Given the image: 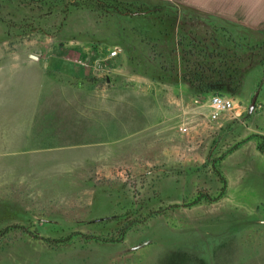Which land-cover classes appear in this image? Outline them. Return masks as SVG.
Listing matches in <instances>:
<instances>
[{
    "label": "rangeland",
    "instance_id": "1",
    "mask_svg": "<svg viewBox=\"0 0 264 264\" xmlns=\"http://www.w3.org/2000/svg\"><path fill=\"white\" fill-rule=\"evenodd\" d=\"M71 1L0 0V264H264V52L240 64V95L218 94L235 108L213 120L216 94L184 88L176 45L192 35L223 43L229 32L242 50L257 47L264 0ZM87 48L96 71L43 83L56 98L53 128L29 130L10 76L35 50L46 61L53 49ZM114 49L116 72L151 82L148 113L128 74L106 72ZM172 66L177 75L156 79ZM85 89L96 98L88 113L78 104ZM107 97L119 104L105 106ZM107 122L122 132L109 137Z\"/></svg>",
    "mask_w": 264,
    "mask_h": 264
},
{
    "label": "crops",
    "instance_id": "2",
    "mask_svg": "<svg viewBox=\"0 0 264 264\" xmlns=\"http://www.w3.org/2000/svg\"><path fill=\"white\" fill-rule=\"evenodd\" d=\"M90 50L87 48L85 51H78V50H68V49H53L50 51L48 54L49 57L46 61L39 60L40 56L39 54L42 53V50H35L34 53H28L26 56L28 58V61H30L31 65L29 67H26L25 69L15 71L11 76L13 77L16 74V77L14 78L15 82H19V87L17 86V90L19 91L20 97H18L16 100V103L19 104L20 106L22 105V111L25 114L24 116L27 117L28 120H30V126L29 130L33 129L34 126L37 128H41L42 131H39V135H49L50 132L48 131L49 129L53 128V125L50 124V121L53 120L54 117V104L56 101V98L54 95H47L48 89L44 90V84L49 81L46 85L50 84V87H53L55 84L56 79H58V75L60 74H66L67 77L69 78H77V79H85L91 75V73L95 72L94 70V51ZM121 58H114L111 59V63L109 66L112 74L118 75V76H124L127 75L128 72L122 73L120 71L116 72V68L118 65L123 64V61H119ZM82 62L85 64L83 65ZM120 62V63H117ZM86 63H88L86 65ZM26 64V63H25ZM96 69V67H95ZM47 72L49 73H46ZM47 74V75H46ZM63 75L61 80L63 81ZM128 80H132V86L134 87V94L136 93L135 96H140L141 101L140 104L141 107L140 112L143 114L148 113L147 112V101H150V98H146L145 96L147 95V92L145 91L146 89L144 87H150L151 88V82L147 79H144L138 75L135 74H128ZM13 81V80H11ZM108 82V80H106ZM14 82V81H13ZM78 84L80 86V83L78 81ZM182 84V83H181ZM30 85V87H29ZM116 85V84H115ZM149 85V86H148ZM87 86V85H86ZM89 88H94L96 86L95 83L88 82ZM142 87V88H141ZM140 89V92H136L137 89ZM184 88H187L184 86ZM90 91H84V94L79 97V102L78 104L81 105L82 109L81 111L83 112H90L89 108L90 104H95L92 100H96L94 96H89L87 95ZM35 94V95H34ZM86 94V95H85ZM62 100V97L59 98V100ZM55 100V101H54ZM118 99H115L114 97H107L104 99L105 106H115L118 105ZM115 101V102H114ZM62 103V101H61ZM72 103V102H71ZM135 103V102H133ZM104 106V107H105ZM104 107L101 111V114L104 111ZM97 110V109H96ZM94 111L97 112L98 111ZM30 115V116H29ZM25 117V118H26ZM143 119V117H142ZM40 120L38 123H32L33 121ZM35 121V122H36ZM34 124V125H33ZM112 123L107 122L104 123L103 127L106 130L109 129L111 130V134L109 137H112L114 135L120 134L121 127H113L111 125ZM112 126V127H111ZM113 128V129H112ZM36 132H32L31 134H34ZM106 136V137H107Z\"/></svg>",
    "mask_w": 264,
    "mask_h": 264
},
{
    "label": "trees",
    "instance_id": "3",
    "mask_svg": "<svg viewBox=\"0 0 264 264\" xmlns=\"http://www.w3.org/2000/svg\"><path fill=\"white\" fill-rule=\"evenodd\" d=\"M96 3L101 4L100 1L94 0ZM76 1H71L70 6H75ZM94 2V3H95ZM184 10L188 9L182 7ZM227 37L222 39L223 43L216 44V40L210 41V45L206 44V39L196 38L197 35L190 37V45L184 44L183 40H188V36L181 37L176 42L177 47L180 49V66L178 76L182 80L186 87L192 88L196 91L204 93L219 94L223 91L231 92L236 96L240 95L242 78L245 74L244 69H240V64L244 62L252 61L254 58H259L260 53L264 52V40L256 47H246L242 50L240 45L235 41V38L231 33L227 32ZM207 37V36H206ZM215 46L214 48H212ZM173 65V63H172ZM175 68V69H174ZM176 67L172 66L169 69L162 68L160 70L161 77H158V81H165L167 78H172L173 72L177 75ZM222 96V95H221ZM258 150L264 153V147L260 143ZM222 159H219V161ZM216 174L221 179L222 191L225 189V180L219 172L218 168L214 167ZM222 194V193H221ZM201 196L194 199L192 204L199 203ZM214 199H210L209 202H213ZM127 226L121 230L119 240L123 239L128 229ZM6 232V229L2 232ZM86 241H93L96 243H113L118 242L115 239H108L105 237L81 235ZM47 243H53L56 245H65L70 240V236H66L58 239H43ZM176 264V263H172Z\"/></svg>",
    "mask_w": 264,
    "mask_h": 264
},
{
    "label": "built area",
    "instance_id": "4",
    "mask_svg": "<svg viewBox=\"0 0 264 264\" xmlns=\"http://www.w3.org/2000/svg\"><path fill=\"white\" fill-rule=\"evenodd\" d=\"M117 56V51L114 49L112 51H109V58H115ZM210 118L215 120L220 115V113L225 111H231L235 108V103L233 99L227 98L221 95H213L211 96L210 100ZM179 131L183 134H186L188 132V127L185 124H181L179 126Z\"/></svg>",
    "mask_w": 264,
    "mask_h": 264
},
{
    "label": "water",
    "instance_id": "5",
    "mask_svg": "<svg viewBox=\"0 0 264 264\" xmlns=\"http://www.w3.org/2000/svg\"><path fill=\"white\" fill-rule=\"evenodd\" d=\"M252 106H253V103H252V105H251V108H252Z\"/></svg>",
    "mask_w": 264,
    "mask_h": 264
}]
</instances>
